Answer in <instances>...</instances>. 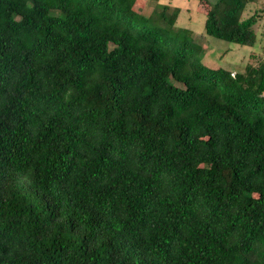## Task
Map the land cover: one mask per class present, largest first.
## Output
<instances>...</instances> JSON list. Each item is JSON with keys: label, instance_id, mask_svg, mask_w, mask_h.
Instances as JSON below:
<instances>
[{"label": "trees", "instance_id": "1", "mask_svg": "<svg viewBox=\"0 0 264 264\" xmlns=\"http://www.w3.org/2000/svg\"><path fill=\"white\" fill-rule=\"evenodd\" d=\"M138 1L0 0V264H264V56ZM245 1L205 34L253 47Z\"/></svg>", "mask_w": 264, "mask_h": 264}, {"label": "rangeland", "instance_id": "2", "mask_svg": "<svg viewBox=\"0 0 264 264\" xmlns=\"http://www.w3.org/2000/svg\"><path fill=\"white\" fill-rule=\"evenodd\" d=\"M214 0H139L136 8L147 14L154 6H178L176 25L190 29L194 39L204 49L203 62L210 67H223L230 70L242 71L251 60L250 54L264 56V0H246L240 10L239 19L242 20L257 12V41L253 47L240 45L234 42L220 40L205 34V11Z\"/></svg>", "mask_w": 264, "mask_h": 264}]
</instances>
